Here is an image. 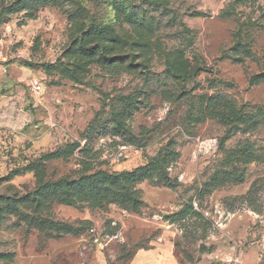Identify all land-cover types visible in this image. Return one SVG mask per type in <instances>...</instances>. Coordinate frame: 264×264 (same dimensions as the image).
<instances>
[{
    "label": "rangeland",
    "instance_id": "374dc122",
    "mask_svg": "<svg viewBox=\"0 0 264 264\" xmlns=\"http://www.w3.org/2000/svg\"><path fill=\"white\" fill-rule=\"evenodd\" d=\"M104 26L123 63L82 53ZM261 74L264 0H0V264H129L153 242L264 264ZM155 163L169 182L39 192Z\"/></svg>",
    "mask_w": 264,
    "mask_h": 264
},
{
    "label": "trees",
    "instance_id": "16d2710c",
    "mask_svg": "<svg viewBox=\"0 0 264 264\" xmlns=\"http://www.w3.org/2000/svg\"><path fill=\"white\" fill-rule=\"evenodd\" d=\"M87 34L92 36V38L97 41L95 45L84 46L81 48V51L84 55L97 58L99 63L105 64H120L123 63V58L117 55H109L107 50L110 49V45H120L122 43L121 39L112 34L109 26L91 28ZM257 80H264V74H261L257 77ZM174 153L168 154L165 160H170L174 157ZM159 164H152L150 167H140L135 171L128 172L122 171L121 173H105L98 178L96 177H81L78 180L72 181H55L49 182L43 185L39 192L42 197L50 195H58L61 193H77L84 195H94L100 194L102 192H111L110 186H116L120 183L132 184L142 178L149 177L152 174H156L162 180L169 182L168 176L161 171ZM117 196V194H115ZM119 199L122 202H128L131 200V196L127 193L119 194ZM192 208L187 207L182 212L173 214L171 218L173 221L183 218L184 216L192 213ZM56 229L54 231L58 232V237H53L51 239L62 238V235H75L78 236L80 233H73L71 228L65 226H53ZM80 230V229H79ZM76 230V231H79Z\"/></svg>",
    "mask_w": 264,
    "mask_h": 264
},
{
    "label": "crops",
    "instance_id": "0c3cea01",
    "mask_svg": "<svg viewBox=\"0 0 264 264\" xmlns=\"http://www.w3.org/2000/svg\"><path fill=\"white\" fill-rule=\"evenodd\" d=\"M182 261V255L173 243L153 242L148 248L136 250L129 264H182Z\"/></svg>",
    "mask_w": 264,
    "mask_h": 264
},
{
    "label": "built area",
    "instance_id": "2783aa9c",
    "mask_svg": "<svg viewBox=\"0 0 264 264\" xmlns=\"http://www.w3.org/2000/svg\"><path fill=\"white\" fill-rule=\"evenodd\" d=\"M32 87H33V90L35 92H39L42 89L41 84H39V83H37L35 81H32Z\"/></svg>",
    "mask_w": 264,
    "mask_h": 264
}]
</instances>
